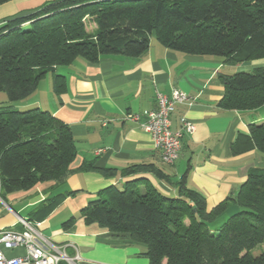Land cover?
I'll return each instance as SVG.
<instances>
[{
	"label": "trees",
	"instance_id": "obj_1",
	"mask_svg": "<svg viewBox=\"0 0 264 264\" xmlns=\"http://www.w3.org/2000/svg\"><path fill=\"white\" fill-rule=\"evenodd\" d=\"M87 21L95 24L91 31ZM153 38L172 50L218 56L233 66L263 60L264 0H49L0 24V92L7 95L0 106V196L44 182L59 186L82 171L105 177L150 173L172 184L177 195L163 193L145 177L112 184L82 208L86 225L123 236L124 245H144L149 264H264V251L253 253L264 245V168L251 170L234 195L210 208L188 186L190 167L174 183L153 163L121 170L95 161L72 167L78 152L71 127L41 107L14 106L49 73L55 94L64 93L60 67L78 59L96 63L105 55L140 57ZM219 78L225 88L221 108L264 106V65ZM252 149L264 155V122L249 124L232 145L235 155Z\"/></svg>",
	"mask_w": 264,
	"mask_h": 264
},
{
	"label": "crops",
	"instance_id": "obj_2",
	"mask_svg": "<svg viewBox=\"0 0 264 264\" xmlns=\"http://www.w3.org/2000/svg\"><path fill=\"white\" fill-rule=\"evenodd\" d=\"M47 1L3 3L0 24ZM260 65H264V59L236 67L218 56L172 50L153 38L149 49L140 57L105 55L96 63L78 59L58 70L66 76L64 93L55 94L53 77L49 80L46 75L32 94V100L26 101L29 99L26 98L15 102L14 106L20 109L45 107L71 127L78 152L72 167H79L84 161H95L97 166L121 170L133 164L153 163L162 168L173 183L190 167L188 186L202 193L211 208L234 195L251 170L264 168V155L256 149L238 155L232 151L240 132L248 133L251 123L264 122V106L239 111L218 105L225 94L220 74L250 71ZM44 83L46 96L40 94ZM174 88L188 94L192 103L176 107L172 115L173 128L178 129L181 117H186L196 129L184 138L176 162L166 164L154 148L151 136L127 115L156 109L157 91L169 95ZM139 177L148 178L169 196L177 195L172 184L157 180L150 173L105 177L94 171L76 172L59 186L44 182L28 191L0 196V231L23 230V221L27 220L36 224L40 235L35 236V240L39 245L51 252L54 250L51 244L62 247L70 257L79 253L82 257L79 264H149V259L143 255L145 246L124 245L123 236L96 224L86 225L81 216L82 208L97 198L100 190L112 184L122 186ZM70 191L76 193L67 195ZM1 192L0 182V195ZM61 193L66 195L56 202H48L49 198ZM16 204L20 206L19 211L14 207ZM72 217L76 218L75 223L65 228L63 224ZM7 253L22 252L14 249Z\"/></svg>",
	"mask_w": 264,
	"mask_h": 264
},
{
	"label": "built area",
	"instance_id": "obj_3",
	"mask_svg": "<svg viewBox=\"0 0 264 264\" xmlns=\"http://www.w3.org/2000/svg\"><path fill=\"white\" fill-rule=\"evenodd\" d=\"M157 108L143 114L129 113L127 118L138 123L141 129L151 136L154 148L160 152L166 164H174L180 156L183 140L192 134L196 126L186 117H181L180 126L174 129L172 115L179 104H191V97L184 91L174 88L172 92L156 93ZM99 152L103 149H99ZM23 230L5 229L0 231V264H79L82 257L77 253L68 256L62 247L51 244L53 252L39 245L35 236L40 235L36 224L24 220ZM21 249L22 253L10 255L9 250Z\"/></svg>",
	"mask_w": 264,
	"mask_h": 264
},
{
	"label": "rangeland",
	"instance_id": "obj_4",
	"mask_svg": "<svg viewBox=\"0 0 264 264\" xmlns=\"http://www.w3.org/2000/svg\"><path fill=\"white\" fill-rule=\"evenodd\" d=\"M87 27H88V30L89 31H91L94 27H93V23H91V22H89V21H87ZM248 62H252V61H248ZM244 63H246V62H244ZM243 64V63H242ZM242 64H240V65H238V66H236V67H239V66H241ZM251 66V65H250ZM65 67H60V70H63ZM243 71H247V70H243ZM52 75L49 73V74H47V77L49 78V80H51V77ZM44 87H45V83H44V85H43V87H42V89H41V91H40V94H42V96H46V89H44ZM33 96H36V95H33ZM29 99H27L26 101H29V100H32L33 99V97H32V95H31V97H28ZM25 101V102H26ZM6 102H7V95H6V93L5 92H0V106L1 105H5L6 104ZM35 107V106H34ZM42 109H46L45 107H41ZM14 207L16 208V209H18V211H19V208H20V206L18 205V204H16V205H14ZM140 246V245H139ZM142 246V248H145L144 247V245H141ZM262 251H264V245H262V246H258L256 249H254L253 250V253L254 254H259V253H261ZM140 258H144V257H140Z\"/></svg>",
	"mask_w": 264,
	"mask_h": 264
}]
</instances>
